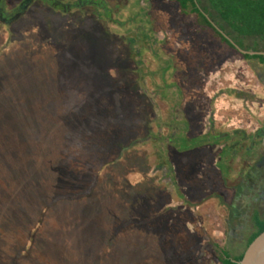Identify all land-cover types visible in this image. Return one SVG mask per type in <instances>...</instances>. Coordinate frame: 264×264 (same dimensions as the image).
Here are the masks:
<instances>
[{
  "label": "rangeland",
  "instance_id": "1",
  "mask_svg": "<svg viewBox=\"0 0 264 264\" xmlns=\"http://www.w3.org/2000/svg\"><path fill=\"white\" fill-rule=\"evenodd\" d=\"M111 1L115 20L123 25L108 21L102 29L104 37L107 29L121 39L123 58L109 59L108 49L100 43L96 48L103 59L92 50L91 73L86 74L54 40L37 30H27L25 40L15 45L18 48L0 54L1 255L7 258L13 247H23L40 220L32 257L46 264L67 260L119 264L116 245L127 248L136 264H220L224 253L231 258L243 255L248 245L229 241L226 221H215L223 207L220 200L229 199L221 184L225 164L220 161V169L214 170V156L204 148L206 137L195 114L201 91L208 100L225 89L259 93L264 88V68L256 60L245 62L212 30L200 27L196 16L181 15L176 4ZM87 13L94 17L92 10ZM133 40L135 58L129 45ZM4 43L0 36V52ZM243 46L249 53H264V40L259 38L245 39ZM223 102L219 99L215 104L216 115L244 126L243 115L227 112L229 105ZM254 106L249 107L255 112ZM171 132L176 142L169 146L166 135ZM136 142L137 147L123 153L124 165L112 169L120 183L128 168L148 177V182L129 192L141 196L133 202L136 229L114 237L117 226L131 218L122 191L112 197L113 189L104 177L94 197L53 204L63 195L90 187L108 145L117 146L112 150L117 155L119 148ZM168 167L177 171L179 182L173 190L177 194L182 190V208L174 195L167 196L172 188L163 171ZM169 207L175 214L184 211L186 221L179 225L171 221L165 242L158 243L155 235H144L141 228L150 220L168 221ZM247 226L252 229V222L247 221ZM81 228L83 232L86 228L90 239L99 235L89 260L77 252Z\"/></svg>",
  "mask_w": 264,
  "mask_h": 264
},
{
  "label": "trees",
  "instance_id": "2",
  "mask_svg": "<svg viewBox=\"0 0 264 264\" xmlns=\"http://www.w3.org/2000/svg\"><path fill=\"white\" fill-rule=\"evenodd\" d=\"M72 1V3H69V0H0V14L3 15L2 17L0 16V36L4 37L5 42L3 47H1L0 54L11 48H18L15 45H17L18 42L21 44L25 40L28 31L31 33V30H37L40 34L45 33L49 39L54 40L57 47L63 51L65 56L74 59L76 63L80 64L86 74L91 73L89 70V67L91 66H89L90 62L88 58L90 57L92 50L95 53V57L100 56L99 48H96L100 43L108 49L106 56L109 59L121 58V53H123V50L121 49L122 47L120 46L122 43L120 41L121 39H119L117 34V36L113 35L107 29L105 31L108 32V35L107 37H104L106 33L102 29L105 28L108 21H111L115 26L123 25L122 23L117 22L113 16V11L109 6V3L112 1ZM165 1L176 4L179 8L180 14L183 16H196L197 23L200 27L212 30L224 44L232 49H235L234 44H236L239 48L247 50V48H244L243 46V41L248 38H259L264 40V0H205L207 6H204L201 0ZM26 7H28L27 11L21 15L20 18L15 19V15L22 14ZM91 10L94 14L93 18H89L87 13ZM7 13L11 14V16L7 17ZM24 21L27 22L24 23ZM102 24H104V27H102ZM147 33L152 35L151 30ZM87 41H89V43ZM135 44V40L129 43L132 47V51H130L132 53V58L138 56V52L133 48ZM1 56H3V53ZM243 58L247 61L258 60L261 65H264V56H251L245 54L243 55ZM101 59L103 58L101 57ZM169 139L170 133L166 135L167 145H169ZM175 140L176 139L173 140V143L176 142ZM142 142L145 143L146 140H142ZM136 144L137 142L129 144L126 148H119L120 150L117 155H112V150L117 148V146L108 145L106 149L107 152L105 151V157H103L104 160L100 164L96 175H94L90 187L84 192L76 195H63L57 198L53 204L61 201H80L89 199L92 196L94 197L95 191H97V187L101 182L100 180L104 177L109 181L110 187L113 189L111 192L112 197L114 194H117L118 190L120 192L122 191L124 201L128 206L127 210L130 213L129 217L131 218H128L129 221L117 226L114 237L118 236L121 231H127L130 229L134 230L133 228L136 229V221H134L135 218L133 217L135 212L137 213V205L133 202L139 199L141 200V196H131L129 192L136 185L148 182V177L140 175L139 173V175H137V170L135 168H128L126 169V178H123L124 180L120 183L117 176L112 172L113 167H121L124 165L123 153L126 154L133 148L137 147L138 145ZM160 162L162 163L164 161L160 160ZM108 170L112 172V175L107 173ZM133 172L134 175L132 174ZM135 175L144 177L136 178L137 176ZM253 222L256 231L248 240L247 247L264 233V221ZM42 223L43 221L40 220L36 224L35 229L31 230L27 235L24 246L13 247L12 252L9 253L7 258H4L1 255V248H3L4 245L3 240L0 238V264H46L39 261L37 257H32L34 246L36 244V233ZM170 224L171 221L150 220L146 222V225L143 226V228H141V231L144 235H155V241L159 239L160 241L158 243H162L165 242V234L170 229ZM177 224H181V221H176V225ZM84 231L85 232H83L81 228V234L77 235L79 240L77 242L79 243L77 252L80 258L83 260L87 258V260H89L91 259L90 253H94L95 238L99 235L94 239H90L87 235L88 232L86 228ZM40 246L42 247V250H44V246H42V244H40ZM41 247L39 248L41 249ZM113 249L117 250L115 258L119 264H136L137 259L134 255L128 252L127 248H122L121 246L116 245ZM134 252L131 251V253L136 255V252ZM223 256L224 257L219 258L220 264H239L242 261L244 254L235 258H231L225 253ZM63 263L75 264L68 260Z\"/></svg>",
  "mask_w": 264,
  "mask_h": 264
},
{
  "label": "flooded vegetation",
  "instance_id": "3",
  "mask_svg": "<svg viewBox=\"0 0 264 264\" xmlns=\"http://www.w3.org/2000/svg\"><path fill=\"white\" fill-rule=\"evenodd\" d=\"M6 15L7 17L11 16L9 13ZM17 15L19 14H16L15 17ZM0 16L3 15L0 14ZM234 48L242 57L249 53L236 44H234ZM243 60L247 62L244 58ZM258 64L260 68H264V65H261L259 61ZM203 92L201 91L202 95H199L195 116L206 137L207 145L204 148L214 156L216 165L214 170L220 169L218 167L220 161L225 164V175L221 179V184L227 189L229 197L228 201L220 200L223 207L216 206V209H220L221 213L216 215L215 221H226V235L229 241L242 242L247 246V240L256 231L253 221H264V88L260 89L257 94H253L251 91L225 89L221 95L216 93L210 97V100L206 99L208 97L203 95ZM253 98L254 100H252ZM219 99L227 101L229 105L226 107L227 112L243 115L244 126H238L229 118H219L216 115L214 108ZM253 103L256 104L255 112L249 107ZM207 104L209 111H206L205 108ZM232 104H238L239 107L235 108ZM184 115L187 117L186 110H184ZM252 126L255 128L253 127V129ZM173 140L171 132L169 146L172 145ZM169 163L172 165L171 160ZM176 174L177 171L173 167L163 171L165 182L172 188L167 196L173 198L174 195L178 203L182 202L178 208H182L185 204V201L181 199L183 192L180 190L181 194H177L173 190L179 182ZM216 197L218 198L217 195ZM184 214V211L175 214L172 207H169L166 209L165 215L168 217V221H186ZM247 221L252 222V229L248 228ZM246 250L247 248L244 254Z\"/></svg>",
  "mask_w": 264,
  "mask_h": 264
},
{
  "label": "water",
  "instance_id": "4",
  "mask_svg": "<svg viewBox=\"0 0 264 264\" xmlns=\"http://www.w3.org/2000/svg\"><path fill=\"white\" fill-rule=\"evenodd\" d=\"M28 7L22 14L15 17L18 19L27 11ZM249 55L264 56V53H247ZM239 264H264V233L256 238L253 243L247 248L242 261Z\"/></svg>",
  "mask_w": 264,
  "mask_h": 264
},
{
  "label": "crops",
  "instance_id": "5",
  "mask_svg": "<svg viewBox=\"0 0 264 264\" xmlns=\"http://www.w3.org/2000/svg\"><path fill=\"white\" fill-rule=\"evenodd\" d=\"M232 105H233V104H232ZM235 105H236V104H234L233 106L236 108L237 105H236V106H235ZM232 109H233V107H232Z\"/></svg>",
  "mask_w": 264,
  "mask_h": 264
}]
</instances>
